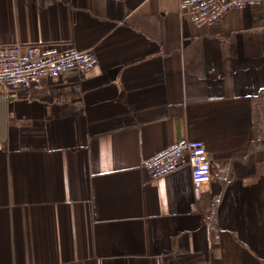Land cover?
Segmentation results:
<instances>
[{
  "label": "crops",
  "instance_id": "1",
  "mask_svg": "<svg viewBox=\"0 0 264 264\" xmlns=\"http://www.w3.org/2000/svg\"><path fill=\"white\" fill-rule=\"evenodd\" d=\"M181 0H0V45L97 64L0 93V264H264V4L197 25ZM200 140L191 168L145 160Z\"/></svg>",
  "mask_w": 264,
  "mask_h": 264
},
{
  "label": "built area",
  "instance_id": "2",
  "mask_svg": "<svg viewBox=\"0 0 264 264\" xmlns=\"http://www.w3.org/2000/svg\"><path fill=\"white\" fill-rule=\"evenodd\" d=\"M264 0H181L180 10L197 25L213 24L235 9L259 8ZM0 45V88L6 91L29 86L42 78L56 79L67 72L86 73L97 64L92 50L57 46ZM188 166L199 191L211 181V160L204 142L183 138L143 163L153 179Z\"/></svg>",
  "mask_w": 264,
  "mask_h": 264
},
{
  "label": "water",
  "instance_id": "3",
  "mask_svg": "<svg viewBox=\"0 0 264 264\" xmlns=\"http://www.w3.org/2000/svg\"><path fill=\"white\" fill-rule=\"evenodd\" d=\"M7 102L5 96L0 93V142H4L7 136Z\"/></svg>",
  "mask_w": 264,
  "mask_h": 264
}]
</instances>
